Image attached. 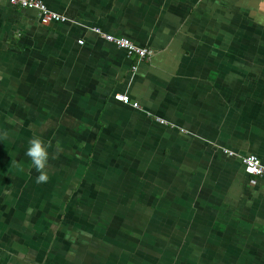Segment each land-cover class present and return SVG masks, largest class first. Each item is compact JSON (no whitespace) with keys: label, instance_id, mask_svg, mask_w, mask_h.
Here are the masks:
<instances>
[{"label":"crops","instance_id":"crops-1","mask_svg":"<svg viewBox=\"0 0 264 264\" xmlns=\"http://www.w3.org/2000/svg\"><path fill=\"white\" fill-rule=\"evenodd\" d=\"M42 1L0 0V264H264V0Z\"/></svg>","mask_w":264,"mask_h":264},{"label":"built area","instance_id":"built-area-1","mask_svg":"<svg viewBox=\"0 0 264 264\" xmlns=\"http://www.w3.org/2000/svg\"><path fill=\"white\" fill-rule=\"evenodd\" d=\"M10 2L20 8L34 9L38 12L40 20L44 24H48L50 22H65L68 18L65 15H62L56 11L51 10L42 0H10ZM93 31L97 34L102 35L107 41L116 44L118 47L127 51L129 56H137L139 60L150 59L155 51L153 49L147 47H141L129 39L116 37L111 34L103 33L102 29L99 27H94ZM134 70L137 66L133 67ZM116 98L121 100L123 103L132 104L134 107H140L138 102H132L130 97L126 94H118ZM161 122L164 120L159 119ZM230 155L234 153L230 150H225ZM242 162L245 166L246 171L250 175L264 177V164L261 159L257 155H247L242 157Z\"/></svg>","mask_w":264,"mask_h":264},{"label":"clouds","instance_id":"clouds-1","mask_svg":"<svg viewBox=\"0 0 264 264\" xmlns=\"http://www.w3.org/2000/svg\"><path fill=\"white\" fill-rule=\"evenodd\" d=\"M26 155L31 158L32 164L39 171V174L36 176L37 183L47 182L48 175L44 169L47 167L49 157L48 145L40 137H33Z\"/></svg>","mask_w":264,"mask_h":264},{"label":"rangeland","instance_id":"rangeland-1","mask_svg":"<svg viewBox=\"0 0 264 264\" xmlns=\"http://www.w3.org/2000/svg\"><path fill=\"white\" fill-rule=\"evenodd\" d=\"M156 232H159V229H156Z\"/></svg>","mask_w":264,"mask_h":264}]
</instances>
